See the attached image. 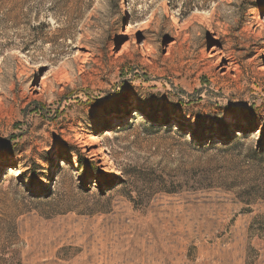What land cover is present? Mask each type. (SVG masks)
I'll return each instance as SVG.
<instances>
[{
	"label": "rangeland",
	"instance_id": "374dc122",
	"mask_svg": "<svg viewBox=\"0 0 264 264\" xmlns=\"http://www.w3.org/2000/svg\"><path fill=\"white\" fill-rule=\"evenodd\" d=\"M261 2L0 0V264H264Z\"/></svg>",
	"mask_w": 264,
	"mask_h": 264
},
{
	"label": "bare ground",
	"instance_id": "6f19581e",
	"mask_svg": "<svg viewBox=\"0 0 264 264\" xmlns=\"http://www.w3.org/2000/svg\"><path fill=\"white\" fill-rule=\"evenodd\" d=\"M231 2L235 1V0H230ZM257 1H263V0H257ZM261 30L264 31V27L261 28ZM24 54L23 56H26L27 53L26 51H23ZM212 52L214 53V55H217L219 53V49L218 48H215L213 47L212 48ZM8 57H3V59L1 61H4V60H7ZM224 69H227V65H222L221 67V70L223 71ZM148 110V109H147ZM176 116L175 115H172L171 118H175ZM87 129L85 127V125L83 124L80 129L77 131H75L73 137L71 138V143L72 144H77L80 148H83V149H86L87 145H88V140H87ZM70 142V141H69ZM58 149V145L56 144H53L52 146H45L44 148H42L41 152H48V154H52L54 155L55 151ZM90 153L92 152V150L89 151ZM2 158H0V164L2 163ZM44 163V161H40L39 163ZM25 183L26 182H29V180H25L24 181Z\"/></svg>",
	"mask_w": 264,
	"mask_h": 264
},
{
	"label": "trees",
	"instance_id": "16d2710c",
	"mask_svg": "<svg viewBox=\"0 0 264 264\" xmlns=\"http://www.w3.org/2000/svg\"><path fill=\"white\" fill-rule=\"evenodd\" d=\"M261 5H264V2H261ZM62 147H64V146H62V144H61V148L59 149L58 153L62 151ZM67 147H69V145H67ZM72 150H73V149H69L68 152L65 151L64 154H70V153L72 152ZM79 161L81 162V160H79ZM38 179H39V178H34V179H33V182L35 183ZM1 205H2L3 208H5V207H10V205H8V199H7V198H0V206H1ZM2 207H0V210H1ZM10 215H11V214H10ZM7 216H8V215H7ZM4 219H6V217L4 216V213H1V211H0V233H1L2 231H4V228H3L2 225H1V222H2V220H4ZM7 219L10 220V221H9L10 224H13V225H14L15 220H14V218L12 217V215H11V218H8V217H7ZM15 229H16V227L14 226L13 230H15Z\"/></svg>",
	"mask_w": 264,
	"mask_h": 264
}]
</instances>
